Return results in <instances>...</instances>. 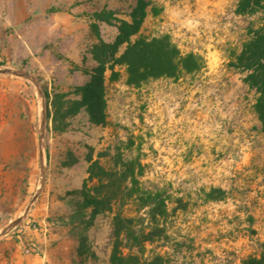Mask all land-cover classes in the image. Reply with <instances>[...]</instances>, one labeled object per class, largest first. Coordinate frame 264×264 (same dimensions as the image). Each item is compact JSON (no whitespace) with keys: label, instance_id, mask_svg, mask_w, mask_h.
Segmentation results:
<instances>
[{"label":"rangeland","instance_id":"1","mask_svg":"<svg viewBox=\"0 0 264 264\" xmlns=\"http://www.w3.org/2000/svg\"><path fill=\"white\" fill-rule=\"evenodd\" d=\"M136 1L0 0V69L32 78L0 74V231L39 187L42 107L45 117L44 182L27 214L0 236V264H110L115 215L150 233L141 247L123 250L141 259H264V125L255 91L231 64L249 27L264 24V4L238 15V0H145L132 38L167 37L181 54L201 57L202 68L129 86L116 65L104 75V124H91L83 109L63 122L55 116L63 96L79 99L93 49L114 41ZM88 159L117 178L122 163L134 165L135 182L128 177L119 194L113 188L111 211L94 216L80 207ZM148 194H160L164 216L152 219Z\"/></svg>","mask_w":264,"mask_h":264},{"label":"trees","instance_id":"2","mask_svg":"<svg viewBox=\"0 0 264 264\" xmlns=\"http://www.w3.org/2000/svg\"><path fill=\"white\" fill-rule=\"evenodd\" d=\"M264 0H238L235 13L238 15H254L263 9ZM148 6L145 0H137L131 8L129 22L119 20L117 35L112 43L100 42L93 49L94 67L90 70L91 76L87 83L78 87L75 94L78 100L65 99L66 95L59 99L54 106L55 116L60 115L63 122L69 117L75 116L80 110H85L89 116V122L94 125H102L105 122L104 81L107 69L114 66H122L126 72V84L139 86L148 79L159 77L174 78L179 75L191 74L202 68V58L193 54H181L167 37L146 39L143 37L132 38L139 32L145 18V10ZM126 44L119 57L116 54L121 46ZM234 68L245 73V84L253 89L257 95L254 110L261 124L264 125V24L249 27L248 37L243 42L240 52L231 59ZM54 116V115H53ZM60 131L66 130V125L59 127ZM88 177L79 191L82 209H89L92 216L111 211L114 192H122L121 188L129 177L135 182L134 165L132 163L121 164L123 170L118 173H108L98 166L97 162L91 163L88 159ZM96 179L97 184L88 187L87 182ZM112 181L118 182V187L112 186ZM109 183V184H108ZM137 199L143 201L138 190L135 191ZM152 206L150 214L153 220L156 216H164L165 210L160 194L146 195ZM112 251L109 258L110 264H165L159 256L149 259H141L137 255L123 250H131L141 247L144 242L150 241V233L144 229L135 230L131 219L122 218L120 215L113 217L112 223ZM124 240L125 244H122ZM249 263L264 264V259H249ZM242 264H248L243 261Z\"/></svg>","mask_w":264,"mask_h":264},{"label":"water","instance_id":"3","mask_svg":"<svg viewBox=\"0 0 264 264\" xmlns=\"http://www.w3.org/2000/svg\"><path fill=\"white\" fill-rule=\"evenodd\" d=\"M0 74H8V75H13V76H17V77H21V78H25L28 80L32 81V78L28 75V73L24 72V71H15V70H11V69H0ZM44 112H43V107H42V111H41V123H40V131H39V151H40V161H41V168H40V183H39V187L36 191V193L33 195L30 203L28 204V206L26 207V209L13 221H11L8 225H6L1 231H0V236L6 234L8 231H10L26 214L27 212L30 210L31 204L33 203V201L35 200V198L37 197L38 193L40 192L43 182H44V171H43V148H42V136H43V129H44Z\"/></svg>","mask_w":264,"mask_h":264}]
</instances>
